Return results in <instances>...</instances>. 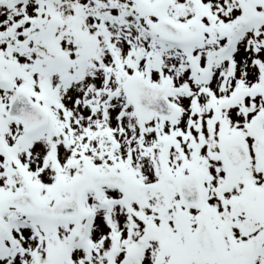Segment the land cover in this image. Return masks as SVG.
<instances>
[{"label":"snow or ice","instance_id":"obj_1","mask_svg":"<svg viewBox=\"0 0 264 264\" xmlns=\"http://www.w3.org/2000/svg\"><path fill=\"white\" fill-rule=\"evenodd\" d=\"M0 264H264V0H0Z\"/></svg>","mask_w":264,"mask_h":264}]
</instances>
